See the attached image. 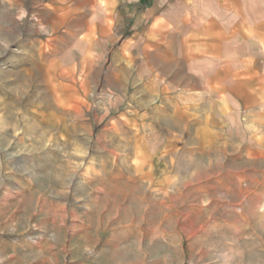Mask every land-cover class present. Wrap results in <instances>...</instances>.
Returning <instances> with one entry per match:
<instances>
[{
  "label": "rangeland",
  "instance_id": "374dc122",
  "mask_svg": "<svg viewBox=\"0 0 264 264\" xmlns=\"http://www.w3.org/2000/svg\"><path fill=\"white\" fill-rule=\"evenodd\" d=\"M14 44L0 55V264H264V208L235 185L243 167L208 156L180 172L169 206L152 202L124 161L147 144L115 123L105 76L63 83Z\"/></svg>",
  "mask_w": 264,
  "mask_h": 264
},
{
  "label": "crops",
  "instance_id": "0c3cea01",
  "mask_svg": "<svg viewBox=\"0 0 264 264\" xmlns=\"http://www.w3.org/2000/svg\"><path fill=\"white\" fill-rule=\"evenodd\" d=\"M12 39L63 83L105 76L115 123L147 144L124 161L152 202L169 206L180 172L228 154L264 208V0H0V55ZM120 235L122 248L139 238Z\"/></svg>",
  "mask_w": 264,
  "mask_h": 264
},
{
  "label": "bare ground",
  "instance_id": "6f19581e",
  "mask_svg": "<svg viewBox=\"0 0 264 264\" xmlns=\"http://www.w3.org/2000/svg\"><path fill=\"white\" fill-rule=\"evenodd\" d=\"M79 96V95H78ZM80 97V96H79ZM77 100V99H76Z\"/></svg>",
  "mask_w": 264,
  "mask_h": 264
}]
</instances>
